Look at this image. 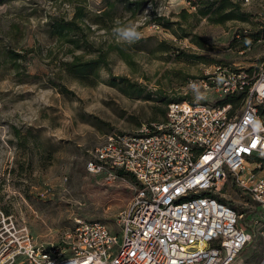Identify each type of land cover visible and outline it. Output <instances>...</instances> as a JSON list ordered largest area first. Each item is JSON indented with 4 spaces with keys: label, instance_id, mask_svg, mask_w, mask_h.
<instances>
[{
    "label": "rangeland",
    "instance_id": "rangeland-1",
    "mask_svg": "<svg viewBox=\"0 0 264 264\" xmlns=\"http://www.w3.org/2000/svg\"><path fill=\"white\" fill-rule=\"evenodd\" d=\"M193 1L0 0V247L10 223L46 247L74 219L111 225L128 190L121 175L107 184L87 170L95 149L112 133L162 121L173 101L197 100L190 82L214 97L202 86L216 77L214 67L256 69L264 59V0H239L247 20L223 24L197 16ZM76 5L86 34L78 47L46 32L48 17L70 20ZM117 19L135 24L143 38L118 43L111 33ZM241 34L252 41H235ZM6 50L19 57L9 60ZM76 56L105 63L79 80L63 65ZM237 96L229 102L236 107ZM228 199L249 203L234 190ZM252 239L241 257L260 264L264 235Z\"/></svg>",
    "mask_w": 264,
    "mask_h": 264
},
{
    "label": "built area",
    "instance_id": "built-area-1",
    "mask_svg": "<svg viewBox=\"0 0 264 264\" xmlns=\"http://www.w3.org/2000/svg\"><path fill=\"white\" fill-rule=\"evenodd\" d=\"M214 73L202 80L214 97L173 101L162 121L95 149L90 173L135 180L111 225L74 219L46 247L8 223L0 264H248L241 252L264 235V128L253 123H264V59L252 76L235 63ZM237 95V107L222 103ZM233 190L249 203L235 207Z\"/></svg>",
    "mask_w": 264,
    "mask_h": 264
},
{
    "label": "trees",
    "instance_id": "trees-1",
    "mask_svg": "<svg viewBox=\"0 0 264 264\" xmlns=\"http://www.w3.org/2000/svg\"><path fill=\"white\" fill-rule=\"evenodd\" d=\"M121 1V0H118ZM193 5L196 7V15L199 17L207 18L209 21L216 24H223L229 20H247L245 13L241 9V2L239 0H196L193 1ZM138 4V3H136ZM74 17L70 20H66L59 16L48 17L49 20L46 23L47 34L49 37H54L57 40H65L73 44V46L78 47L79 41L85 42L86 34L84 32V27H81L80 23H77V18L81 17L83 8L81 6L75 7ZM262 34H264V29H262ZM252 35L241 34L238 40H235L240 43H247L251 40ZM75 38V39H74ZM252 41V40H251ZM5 57H8L9 60H15L19 56L12 50L4 51ZM105 63L104 59H96L88 62H80L79 58L74 57L69 62H64L63 65L66 66L68 72H70L75 78L79 80L87 78V75L90 72H94V69L97 65ZM255 68L251 67L247 69L249 76L253 75ZM241 96V95H239ZM240 97L236 96L235 98H225L223 102H233L235 100L239 101ZM163 115H166V111H163ZM14 135L18 136L19 130L13 127ZM122 176V173H120ZM135 183V180L131 175H125Z\"/></svg>",
    "mask_w": 264,
    "mask_h": 264
},
{
    "label": "clouds",
    "instance_id": "clouds-1",
    "mask_svg": "<svg viewBox=\"0 0 264 264\" xmlns=\"http://www.w3.org/2000/svg\"><path fill=\"white\" fill-rule=\"evenodd\" d=\"M111 33L118 43L127 46H133L143 38L142 33L137 29L135 24L122 23L118 19L114 21V26L111 29ZM189 86L197 100L204 98L197 83L190 82ZM253 123L254 127L257 129L264 128V123H261L257 118H253Z\"/></svg>",
    "mask_w": 264,
    "mask_h": 264
},
{
    "label": "crops",
    "instance_id": "crops-1",
    "mask_svg": "<svg viewBox=\"0 0 264 264\" xmlns=\"http://www.w3.org/2000/svg\"><path fill=\"white\" fill-rule=\"evenodd\" d=\"M125 175V174H124ZM127 175V174H126ZM120 177H122V179H124L126 182H125V185L127 186V185H132L133 184V182H131V180L129 179V178H127V176L125 177V176H120ZM124 185V186H125ZM131 191L130 190H128V191H126V196H122V199L123 200H125L126 202L129 200V198H130V196H131ZM124 201V202H125Z\"/></svg>",
    "mask_w": 264,
    "mask_h": 264
}]
</instances>
